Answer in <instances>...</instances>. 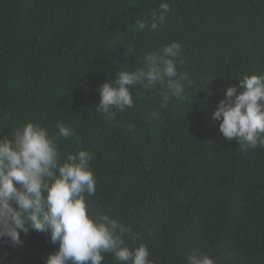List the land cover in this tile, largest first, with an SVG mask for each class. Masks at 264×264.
Returning a JSON list of instances; mask_svg holds the SVG:
<instances>
[{
  "label": "trees",
  "instance_id": "16d2710c",
  "mask_svg": "<svg viewBox=\"0 0 264 264\" xmlns=\"http://www.w3.org/2000/svg\"><path fill=\"white\" fill-rule=\"evenodd\" d=\"M161 2L165 23L138 31ZM173 41L193 80L183 98L163 108L159 85L137 86L133 107L107 122L98 88ZM251 74H264V0H0V138L39 122L62 155L93 153L89 214L140 233L125 243L146 244L153 264H188L193 253L264 264V148L242 150L213 119L227 87ZM59 123L74 136L60 137ZM21 241L0 239V264H45L59 247L31 229Z\"/></svg>",
  "mask_w": 264,
  "mask_h": 264
},
{
  "label": "clouds",
  "instance_id": "9594fccd",
  "mask_svg": "<svg viewBox=\"0 0 264 264\" xmlns=\"http://www.w3.org/2000/svg\"><path fill=\"white\" fill-rule=\"evenodd\" d=\"M169 12V3L161 2L150 24L136 20V29L158 30ZM181 51L182 45L173 41L148 53L142 67L122 68L114 81L98 88L96 111L111 123L118 111L133 107L131 90L137 86L152 89L159 85L163 108L174 98H183L193 80L187 71L179 70ZM126 52L131 54L134 49L129 46ZM213 119L220 121L222 135L237 139L242 150L264 148V74L245 75L238 85H229ZM57 127L60 137L74 136L66 124ZM93 158L94 154L84 149L62 155L55 137L39 122H27L11 138H0V239L20 245L21 232L49 233L51 242L59 247L46 254L45 264H102V253L107 252L121 264H153L146 244L130 247L125 243L126 235L136 241L141 239L140 233L109 215L89 214L85 194L91 196L96 190ZM187 261L217 264L208 254L193 253Z\"/></svg>",
  "mask_w": 264,
  "mask_h": 264
}]
</instances>
